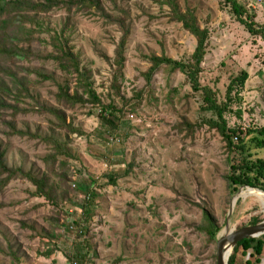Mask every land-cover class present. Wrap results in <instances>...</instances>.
I'll return each instance as SVG.
<instances>
[{
    "label": "rangeland",
    "instance_id": "rangeland-1",
    "mask_svg": "<svg viewBox=\"0 0 264 264\" xmlns=\"http://www.w3.org/2000/svg\"><path fill=\"white\" fill-rule=\"evenodd\" d=\"M164 1L101 0L113 17L128 15L131 32L122 66L117 49L123 32L102 12L74 7L28 15L44 28L32 50L53 51L46 29L64 33L102 102L121 112H116L118 127L107 125L84 79L66 76L53 61L33 57L13 65L2 59V72L11 67L36 86L34 99L20 107L40 102L61 109L68 128L49 113L21 114L17 129L38 138L9 136L4 120L12 118L0 114L7 164L45 176L50 191L35 196L36 187L19 179L0 192V264H217V241L229 221L233 230L264 221V208L252 199L241 198L234 207L242 187L234 193L226 177L231 162L244 155L230 151L214 126L218 116L204 101L209 93L227 107L228 127L241 131L235 144L247 142L254 158H264L254 135H247L264 127V38L249 33L223 0H175L210 31L200 74L203 90L195 92L184 74L167 65L149 81L152 56L190 61L196 47L195 37ZM237 1L255 16L257 28H264V0ZM27 19V27L37 25ZM36 71L52 74L84 102L67 105L57 97L55 82L41 80ZM243 71L250 76L244 89L238 97L229 94ZM205 211L214 230L220 229L215 240ZM238 264L245 261L239 258Z\"/></svg>",
    "mask_w": 264,
    "mask_h": 264
},
{
    "label": "trees",
    "instance_id": "trees-1",
    "mask_svg": "<svg viewBox=\"0 0 264 264\" xmlns=\"http://www.w3.org/2000/svg\"><path fill=\"white\" fill-rule=\"evenodd\" d=\"M223 1L231 8V12L237 17L238 21L246 27L249 33L255 36H263L264 38V28H257L256 22L254 21L255 16L251 15L245 6L240 4L237 0ZM164 2L171 7L173 18L181 23L184 29L195 37L196 47L190 61L175 60L166 55L152 56L150 58L152 66L146 73V76L150 81L161 66L167 65L184 74L189 83L193 86L194 91L199 92L203 90L200 84V74L202 72V64L207 55L210 31L199 25L198 18L193 11L188 10L182 12L175 0H165ZM74 7H82L85 10L96 9L102 12L112 23L118 24L121 27L123 36L117 49V63L119 66L124 64L125 49L131 32L130 25L127 23L128 15L126 12L122 17H113L106 13L101 0H0V114H10L9 116L12 118L11 121L7 119L4 120V123L10 129L8 133L9 136L18 135L20 137L30 136L31 138H38V135H32L29 132L17 129V118L21 114L49 113L56 116L60 121L61 128H68V124L66 113L56 107H50L45 104L41 105V103L38 102L36 105L27 109H22L20 105L24 100L34 99L32 89L36 86L29 81L27 76L18 77L11 67L6 69L9 73H7V71L2 72V59L9 60L13 65L25 60L30 61L33 57L55 62L58 69L66 76L72 77L76 75L78 80L84 79L86 93L90 97V100L100 106L99 118L107 125L118 127V123L115 122L117 118L116 112L121 111L111 103L104 104L102 102V99L93 87V83L90 81L87 71L82 69L78 56L72 51L69 45V38H65L64 33L59 34L46 29L47 32L52 34L50 45L53 47V51L43 55L41 53L36 54L32 50L35 35L37 33L42 34L44 28L37 23L36 18H31L28 15L34 13L35 16H38L50 12L53 8H66L71 10ZM23 13H25V15ZM27 18H30V21L37 25L27 27ZM106 58L110 61L109 57ZM35 73L41 80H51L55 82V78L52 74L49 75L37 71ZM2 74L4 77H2ZM5 76L10 77L11 81ZM249 77L248 71H243L239 76L235 77L229 86V94L235 92L238 97L244 89ZM55 84L59 88L57 97L67 105L84 102L83 97L79 95L78 91L71 94L69 92V86L64 87L61 83L57 82H55ZM204 101L209 103V106L206 108L215 112L218 116V121H213L214 126L221 133L230 151L233 152L237 150L244 155L242 161L236 163H233L234 161L231 162L230 172L226 177L230 188L234 193H237L241 187H253L264 191V158H254L255 155L251 152V149L248 148L247 142L245 143L241 140L239 145L235 144L234 137L241 131L228 127L225 118L227 107L218 105L209 93L204 94ZM239 114H241V111ZM247 135H254L252 142L256 145V148L264 149V127L249 129ZM59 146L60 144L56 142V147L58 148ZM6 154L7 150L0 142V192L12 181L21 179L29 181L36 187L35 196H49L50 191H48L47 188L48 179L45 176L39 177L32 171L27 172L23 168L9 166L6 162ZM246 193L247 192H244L242 196ZM205 219L207 221L206 228L209 230L210 237L215 240L220 229L216 227L214 230L212 218L207 211H205ZM260 222L261 221L258 219H255L252 225L259 224ZM263 254L264 236L258 239H246L238 243L229 260V264H238L239 258H242L245 264H258L264 262V257L261 258ZM252 258H255V261H253Z\"/></svg>",
    "mask_w": 264,
    "mask_h": 264
},
{
    "label": "water",
    "instance_id": "water-1",
    "mask_svg": "<svg viewBox=\"0 0 264 264\" xmlns=\"http://www.w3.org/2000/svg\"><path fill=\"white\" fill-rule=\"evenodd\" d=\"M244 188L255 189L264 193V191L261 189H257L253 187H242V189ZM240 192L241 191L238 192L236 197L240 194ZM232 212H233V204L230 211L229 220ZM225 230H230L229 223L227 224ZM263 236H264V221L256 225L245 226L241 229L227 232L226 235H222L217 241L218 242L217 264H229V260L236 246L241 241L246 239H253V238L258 239ZM225 254L227 255V257Z\"/></svg>",
    "mask_w": 264,
    "mask_h": 264
},
{
    "label": "bare ground",
    "instance_id": "bare-ground-1",
    "mask_svg": "<svg viewBox=\"0 0 264 264\" xmlns=\"http://www.w3.org/2000/svg\"><path fill=\"white\" fill-rule=\"evenodd\" d=\"M251 192V193H246L245 195L242 196V194L244 192ZM242 196V197H241ZM244 199V200H253L255 203L261 205L263 208H264V193L261 192V191H258V190H255V189H250V188H245V189H242L240 194L235 198V201H234V207L237 206V203L240 199ZM248 202V201H247ZM246 202V203H247ZM229 228L230 230H224L222 233H221V236L222 235H226L227 232H230V231H233L234 227L231 225L230 221H229ZM226 255V254H225ZM227 257V255H226Z\"/></svg>",
    "mask_w": 264,
    "mask_h": 264
},
{
    "label": "built area",
    "instance_id": "built-area-1",
    "mask_svg": "<svg viewBox=\"0 0 264 264\" xmlns=\"http://www.w3.org/2000/svg\"><path fill=\"white\" fill-rule=\"evenodd\" d=\"M262 1V0H261ZM237 139V138H236ZM71 229H74L75 227H74V225H71V227H70Z\"/></svg>",
    "mask_w": 264,
    "mask_h": 264
}]
</instances>
